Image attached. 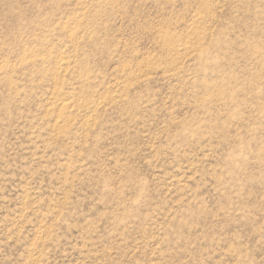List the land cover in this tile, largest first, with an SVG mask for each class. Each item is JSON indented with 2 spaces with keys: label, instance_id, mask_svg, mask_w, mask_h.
<instances>
[{
  "label": "rangeland",
  "instance_id": "374dc122",
  "mask_svg": "<svg viewBox=\"0 0 264 264\" xmlns=\"http://www.w3.org/2000/svg\"><path fill=\"white\" fill-rule=\"evenodd\" d=\"M0 264H264V0H0Z\"/></svg>",
  "mask_w": 264,
  "mask_h": 264
},
{
  "label": "bare ground",
  "instance_id": "6f19581e",
  "mask_svg": "<svg viewBox=\"0 0 264 264\" xmlns=\"http://www.w3.org/2000/svg\"><path fill=\"white\" fill-rule=\"evenodd\" d=\"M63 106H64V104H63Z\"/></svg>",
  "mask_w": 264,
  "mask_h": 264
}]
</instances>
